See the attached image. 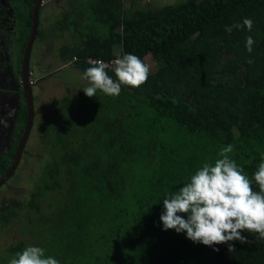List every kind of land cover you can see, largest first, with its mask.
Here are the masks:
<instances>
[{
	"label": "trees",
	"instance_id": "1",
	"mask_svg": "<svg viewBox=\"0 0 264 264\" xmlns=\"http://www.w3.org/2000/svg\"><path fill=\"white\" fill-rule=\"evenodd\" d=\"M124 4L85 0L83 12L67 13L59 35L69 32L72 42L61 49V61L75 57L83 76L87 58L131 53L144 62L149 55L154 69L137 88L79 95L44 118L47 158L37 167L27 202L33 212L25 216L31 242L7 246L0 264L27 246L45 249L60 264H264L258 233L242 231L248 243L229 242L235 249L229 252L227 244L209 247L164 230L159 219L166 194L205 162L214 163L223 147L233 145L229 156L250 180L264 160V0ZM245 18L253 21L251 31L225 32V25ZM248 36L255 41L251 53ZM21 106L16 139L26 118ZM16 143L0 161V177ZM252 188L259 191L254 180ZM3 203L0 232L22 208Z\"/></svg>",
	"mask_w": 264,
	"mask_h": 264
},
{
	"label": "clouds",
	"instance_id": "2",
	"mask_svg": "<svg viewBox=\"0 0 264 264\" xmlns=\"http://www.w3.org/2000/svg\"><path fill=\"white\" fill-rule=\"evenodd\" d=\"M253 21L243 19V23L235 22L225 25L224 30L231 33L233 29L246 28L251 31ZM255 41L246 37V50L253 51ZM254 61L249 59L246 63ZM114 80L106 69L109 64L103 60L91 62V66L83 73L89 86L83 88L87 97H94L97 91L109 96H118L121 86L137 88L144 84L150 73V66L140 57L131 53L123 54L113 61ZM13 110H10V117ZM0 125L7 127V119L0 118ZM233 145L223 147L218 153L220 158L214 163L205 162L194 175L175 192H169L163 199V212L159 219L163 229H173L177 233L184 232L193 243L205 246L227 244L228 251L234 252L232 241L248 243L242 231L258 233V239H264V160L253 173L252 180L259 186V191L252 188V180L244 174L242 167L231 159ZM178 213L187 214V219ZM218 251V248H213ZM9 264H60L45 255V249L38 246H27L16 252Z\"/></svg>",
	"mask_w": 264,
	"mask_h": 264
},
{
	"label": "rangeland",
	"instance_id": "3",
	"mask_svg": "<svg viewBox=\"0 0 264 264\" xmlns=\"http://www.w3.org/2000/svg\"><path fill=\"white\" fill-rule=\"evenodd\" d=\"M69 1L70 2L66 3V1L61 0L57 4L48 5L49 13L47 16L51 18L50 26L53 27L56 25V33L61 32V26L66 24L64 23V19L67 13L63 11L73 10V12L75 11L78 14L79 10L83 12V1L85 0ZM87 1L91 3L92 0ZM180 1L181 0H125L124 7L129 8L131 2H135L136 7H144L145 3L149 2L152 8H159ZM70 15L71 14H69V16ZM79 17L76 15L73 16L75 19H79ZM43 27L45 26L39 27L38 35L33 44L29 59V70L30 72L33 70L34 74L37 73L36 76L41 77L45 75L44 73H48L47 76H50V74L53 73L50 69H53L54 74L52 77L45 80L41 78L40 84L38 83L36 90L37 96L34 100L33 126L26 147L28 153H26L27 155H25V158H22L14 177L10 178L4 187L0 188V204L3 200L5 202L13 200L19 203V206L22 205L21 210L18 211V217L6 227L4 232H0V255L5 251L7 246L14 242H19L20 240H25L27 243L31 242V235L30 232L27 231V219L25 216L26 213L31 214V212H33L28 208L27 202L33 190V182L40 173L37 167L40 168L42 162L47 158L44 154L40 135L44 128V118L52 114L51 112L56 108L57 103L61 105L63 101L69 102V99H74L79 95L80 99H82L83 97L81 95H85L82 89L89 86L88 80L83 78L81 73L77 71L75 65H66L65 68H63L58 62L61 61L60 54L57 55V52L61 49L60 47L72 42L70 33L67 32L61 39L59 38L61 35H53L54 32L52 33L51 31L52 27L48 26L46 29ZM57 41L59 48H57ZM45 50L49 51L50 54L45 55ZM51 54L55 56H51ZM145 63L150 66L151 71L154 69L155 63L149 55L145 57ZM51 64L53 65L52 68ZM43 205L47 206L48 201L43 202Z\"/></svg>",
	"mask_w": 264,
	"mask_h": 264
},
{
	"label": "flooded vegetation",
	"instance_id": "4",
	"mask_svg": "<svg viewBox=\"0 0 264 264\" xmlns=\"http://www.w3.org/2000/svg\"><path fill=\"white\" fill-rule=\"evenodd\" d=\"M59 1L58 0H41V6L39 9V15H38V28H37L36 37L38 35V30L40 26H45L43 27L45 29L48 26L52 27L50 26L51 18L47 16V14L49 13L48 5L57 4ZM63 1H66V3L70 2L69 0H63ZM35 2L36 0L32 2V6L30 10L28 0H0V118L7 119V127L0 125V161H2V157H4L8 151L13 149L15 142H17L15 149H14V154H15L17 144L19 142V139L24 129V125H23L20 136L18 139H16L17 134H18L17 132L18 126L20 125L19 113L22 107L21 105L22 103H24L25 105V97H24V93L22 89V82H21L22 80V71H21L22 58L24 54L25 45L27 43V39L30 33L31 18H32L33 6ZM63 12L69 13V12H73V10L63 11ZM28 19L30 21L29 27L26 24V21H28ZM51 31L52 33L54 32L53 33L54 36L59 34V32L56 33V25L52 27ZM26 34H27V38L25 42ZM65 34H67V32H64L62 36H60L59 38L62 39V37H64ZM56 44H57V48H59L58 41L56 42ZM68 45L69 44L64 45L60 48L62 49L63 47H66ZM61 49L59 50V52H57V55L60 54ZM31 52H32V49H31ZM44 54L47 55V54H50V52L45 50ZM52 54L51 56H55ZM44 60L48 61L46 59ZM66 61L70 62L69 59ZM52 67L53 65L51 64V68ZM52 72L53 73L50 74V76H47L45 79L52 77L54 74V71ZM27 74H29L30 76L29 82H30V85L32 86L33 105H34V100L36 99V96H37L36 90H37L38 83L40 84L41 77L36 76L37 73L34 74L33 70H31V72L30 70H28ZM13 109H14V112L9 117L8 113L10 110H13ZM28 141L29 140H27V142ZM27 142L21 154L20 161L16 169L14 170L13 174L10 176V178L14 177L16 171L18 170L19 164L22 161V158H25V155H27L26 153H28L27 152L28 150L26 148ZM13 159H14V156H13ZM10 166L8 167L7 171L9 170ZM10 178L0 188L4 187V185L10 180ZM3 202L5 201L4 200L1 201L0 209L2 208V206L4 207L5 205ZM7 202L11 203V200ZM12 202H15V201L12 200Z\"/></svg>",
	"mask_w": 264,
	"mask_h": 264
},
{
	"label": "water",
	"instance_id": "5",
	"mask_svg": "<svg viewBox=\"0 0 264 264\" xmlns=\"http://www.w3.org/2000/svg\"><path fill=\"white\" fill-rule=\"evenodd\" d=\"M41 6V0H36L33 6V13L31 18V28L30 33L27 39V43L25 45L24 54L22 58V89L25 97V105H26V120L24 124V129L19 139V142L16 147V151L14 154L13 163L10 166L9 170L0 178V187L10 178L16 169L21 154L25 148L26 142L29 138L34 119V105H33V94H32V86L30 85V76L28 73L29 70V59L31 54V49L33 47V43L36 37L37 28H38V15L39 9ZM61 66L64 65L63 61L59 62Z\"/></svg>",
	"mask_w": 264,
	"mask_h": 264
},
{
	"label": "built area",
	"instance_id": "6",
	"mask_svg": "<svg viewBox=\"0 0 264 264\" xmlns=\"http://www.w3.org/2000/svg\"><path fill=\"white\" fill-rule=\"evenodd\" d=\"M76 60H77V59H76L75 57H73L69 63L71 64V63H73V62H76ZM95 60H100V59L87 58V59L85 60V62H86L87 65H90V66H91V62H92V61H95ZM114 60H115V59H111V60H109V61H104L105 63L109 64V68L106 69V70L114 72V67H115V65H114V63H113Z\"/></svg>",
	"mask_w": 264,
	"mask_h": 264
},
{
	"label": "crops",
	"instance_id": "7",
	"mask_svg": "<svg viewBox=\"0 0 264 264\" xmlns=\"http://www.w3.org/2000/svg\"><path fill=\"white\" fill-rule=\"evenodd\" d=\"M70 61H71V60H70ZM58 62H60V61H58ZM67 62H68L67 64H64V65L61 66V67L65 68L66 65H72V64H73V63L70 64L69 61H67ZM59 64H60V63H59ZM44 74H45V75H44L43 77L40 76L42 79H45V78L47 77V75H48V73H44Z\"/></svg>",
	"mask_w": 264,
	"mask_h": 264
}]
</instances>
